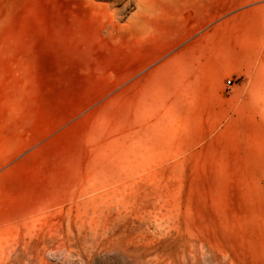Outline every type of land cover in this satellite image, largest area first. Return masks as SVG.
Segmentation results:
<instances>
[{"label":"rangeland","instance_id":"374dc122","mask_svg":"<svg viewBox=\"0 0 264 264\" xmlns=\"http://www.w3.org/2000/svg\"><path fill=\"white\" fill-rule=\"evenodd\" d=\"M218 21L258 35L253 86L208 105L129 89L161 34ZM3 146L0 264L27 226L52 231L38 264H264V0H0ZM105 225L138 256L93 246Z\"/></svg>","mask_w":264,"mask_h":264},{"label":"crops","instance_id":"0c3cea01","mask_svg":"<svg viewBox=\"0 0 264 264\" xmlns=\"http://www.w3.org/2000/svg\"><path fill=\"white\" fill-rule=\"evenodd\" d=\"M199 20L193 23L209 22ZM213 24L199 33L191 26L161 34L160 48H144L143 54H138L144 57V69L129 81V89L138 85L144 97H150L153 103L208 105L231 98L224 92L229 78L234 79L232 86L247 82L253 86L252 82L258 80L257 44H249L248 40L258 39V35L247 27H227L223 21ZM163 45L171 48H162ZM136 56L132 50L128 57L129 71L135 70ZM1 148L0 166L7 158V146Z\"/></svg>","mask_w":264,"mask_h":264},{"label":"bare ground","instance_id":"6f19581e","mask_svg":"<svg viewBox=\"0 0 264 264\" xmlns=\"http://www.w3.org/2000/svg\"><path fill=\"white\" fill-rule=\"evenodd\" d=\"M32 227L33 226H27L24 228V230L26 229L30 234V240L28 242L25 241L26 243L21 241L22 237H20L19 235L22 236V234L21 232L19 234V228H15L13 230L11 229V232H16V234H13V237L15 235L16 239L15 242L13 241L14 243L12 242L13 244H11L9 247H6L7 249L3 253L5 255L3 264H23L24 262L26 264H38V260L41 258V256L45 255L47 251L51 250V241L53 236L50 227L44 231L42 236L33 234L31 232ZM92 231L94 232V234L91 236V244L93 246L98 243H102L105 247L119 248L124 252H127L128 255L132 254L138 256V250L136 248L131 250V247L137 243V236H133L132 234L127 232H123V230H121L119 227L114 228L109 225H105L103 230L100 232L95 229ZM97 239H99V241H96ZM9 241L10 240H8V242ZM8 242L6 243L7 246L9 244ZM23 243L25 244L23 245ZM194 250L195 245L194 249L193 247L192 249L190 247L188 251L189 253L193 254L194 257H197V254ZM42 263L46 264L45 262Z\"/></svg>","mask_w":264,"mask_h":264},{"label":"built area","instance_id":"2783aa9c","mask_svg":"<svg viewBox=\"0 0 264 264\" xmlns=\"http://www.w3.org/2000/svg\"><path fill=\"white\" fill-rule=\"evenodd\" d=\"M233 85V80L232 79H229L227 81V89L230 90L231 86Z\"/></svg>","mask_w":264,"mask_h":264}]
</instances>
